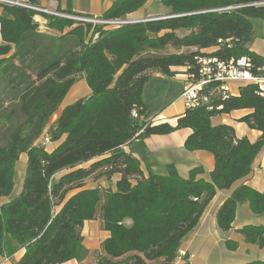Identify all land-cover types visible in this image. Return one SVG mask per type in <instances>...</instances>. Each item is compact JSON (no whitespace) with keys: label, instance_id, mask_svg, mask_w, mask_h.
Instances as JSON below:
<instances>
[{"label":"trees","instance_id":"obj_1","mask_svg":"<svg viewBox=\"0 0 264 264\" xmlns=\"http://www.w3.org/2000/svg\"><path fill=\"white\" fill-rule=\"evenodd\" d=\"M23 1L37 5L39 0ZM147 1L115 0L100 17L126 19ZM263 1L160 0L168 11L164 16L108 29L45 16L47 28L58 36L38 32L34 12L0 5V199L11 195L15 164L26 155L20 192L0 203V255L24 250L16 264H172L180 241L216 192L250 174L264 146V96L253 85L239 86L237 95L214 102L220 111L202 105L185 110L175 126L149 123L137 142L140 124L131 111L146 118L141 94L151 74L171 77L177 67L196 74V57L247 56L255 66L264 65V57L249 49L254 22L264 24V5L254 4ZM220 39L230 41L219 44ZM78 76L90 95L65 106L47 128ZM237 110L250 111L239 121L261 132L256 142L237 139L230 126L211 125L213 116ZM180 129L191 131L183 149L213 156L209 181L196 179L200 167L181 179L172 165L165 176L143 178L139 161L122 150ZM43 134L58 143L49 152L38 142ZM115 174L114 191L83 188L90 178ZM244 202L252 214L264 215V192L239 186L216 212L220 231L231 229ZM95 220L109 237L90 252L81 229ZM236 233L244 243L264 248V227L244 226ZM226 248L234 251L237 243L226 242Z\"/></svg>","mask_w":264,"mask_h":264},{"label":"crops","instance_id":"obj_2","mask_svg":"<svg viewBox=\"0 0 264 264\" xmlns=\"http://www.w3.org/2000/svg\"><path fill=\"white\" fill-rule=\"evenodd\" d=\"M114 1L115 0H39L37 6L44 7L52 12L59 11L100 17ZM159 1L160 0H148L143 7L127 16L126 19L139 20L149 18L155 14V10L161 11V9H163V7L159 5ZM84 2L86 3L84 4ZM163 10L165 11L166 9L164 8ZM1 13L2 9L0 7V15ZM37 19L39 21V24L37 23L38 32L53 36L59 35L56 31L47 28V20L45 17H37ZM0 44H2L1 35ZM171 71L174 72V75L171 77L151 74L143 87L141 95L143 105L146 109L145 116L148 119H154L153 125L168 123L171 126H175L177 118L185 111L180 95L187 82L186 69L177 67L171 68ZM78 78L79 81H76L72 87L69 88L61 105L50 117L47 128L54 124L61 113L60 111H62L65 106L90 95V90L86 87L84 78L82 76H78L77 79ZM153 81H158V83H164L166 85L173 83L178 86H176V90L170 95H168L167 92H163L164 94H162L161 89L156 88L152 95L153 98L149 100L147 91ZM76 83L80 84V92L74 90V85ZM229 89L231 92L230 94L237 95L239 85L230 83ZM163 95H165V98H163ZM249 113L250 111L248 110H237L228 114L216 115L210 119V123L212 126H230L234 129L237 139L246 138L250 143H254L260 138L261 132L252 130L245 123L239 121L240 118ZM190 132L189 129H180L169 133V135L149 136L143 140L142 145L134 143L123 146L122 150L130 153L139 161L143 178L147 177L149 173L157 176H165L167 175V166L172 165L181 179H187L190 170L200 167L203 172L197 175L196 179L209 181V174L214 167L213 156L205 151L189 152L183 149L184 141ZM38 142L41 144L43 143L48 152L58 145V143L46 141L44 134L39 138ZM24 155L25 154L20 155L19 159ZM91 162L78 167H86ZM103 179L107 178L101 177V179L98 178L93 180L99 185L86 186L84 189L98 187L114 191L119 175H112L108 178L109 180L107 179V182H103ZM22 180L23 177L19 178L20 183ZM105 182L106 185L103 184ZM242 185L255 189L258 192H264V146L255 159H253L250 174L235 182L230 188L218 190L207 205L197 225L180 241L177 252L183 254L189 264H247L264 260V248L244 243L241 237L236 233V230L244 226L264 227V215L252 214L247 202L237 206L229 231H220L216 224L215 216L218 208L229 198L234 189ZM20 190L21 188L16 193L12 191L11 195L7 198H1L0 203L8 202L13 199L18 195ZM99 222L98 220L85 221L81 229L83 245L90 252L98 250L102 241L109 237L108 232L100 229ZM125 223L126 225H130V221L128 220ZM226 242H236V250H228L226 248ZM23 253L24 250H20L10 257L0 255V264H16ZM62 264H77V262L75 260H70Z\"/></svg>","mask_w":264,"mask_h":264},{"label":"built area","instance_id":"obj_3","mask_svg":"<svg viewBox=\"0 0 264 264\" xmlns=\"http://www.w3.org/2000/svg\"><path fill=\"white\" fill-rule=\"evenodd\" d=\"M0 5H12L26 8L35 13L33 19L39 24L37 17H54L58 19L69 20L76 24L92 25L108 28L109 25L124 24L127 22L146 21L145 19L129 20V19H103L101 17L87 16L82 14H73L59 11H51L37 5H30L23 0H0ZM254 5H264V1ZM234 8V7H233ZM233 8H225L229 10ZM96 37V35H95ZM230 39L218 41V43H228ZM196 74L187 75V82L183 87L180 99L183 102L185 110H192L194 102L207 100L208 111H220L221 106H214L217 100H225L230 95L229 84L234 83L239 86L253 85L257 94L264 96V65L255 66L251 58L242 56L237 59L221 61L215 57H196L195 64ZM131 118L140 124V130L134 136L141 135L145 127L154 119L143 118L134 108L131 111ZM137 142L136 138L134 139ZM184 255L177 252V256L172 264H189L183 259Z\"/></svg>","mask_w":264,"mask_h":264},{"label":"rangeland","instance_id":"obj_4","mask_svg":"<svg viewBox=\"0 0 264 264\" xmlns=\"http://www.w3.org/2000/svg\"><path fill=\"white\" fill-rule=\"evenodd\" d=\"M85 3L86 2H84V4ZM167 12H168L167 10L164 11L163 9H161V11L155 10V14L150 16L149 18H159V17L167 14ZM149 18H147L146 20H148ZM113 27H115V26H109L108 28H113ZM108 28H105V29H108ZM253 35H254L253 41L249 45V49L251 51H253L254 53L264 57V24H262L261 22L255 21L254 22V34ZM183 50L185 51V49H183ZM188 51H191V50H188ZM165 52H174V50L167 49ZM76 81H79V78L76 79ZM176 86H178V85H175L173 83L166 85L164 83H158V81L157 82L153 81L151 83L150 87L148 88V91H147L148 99L150 100V98H153L152 95H153L154 91L156 90V88L161 89L162 94H164L163 92H167V94L170 95L171 93L174 92V90H176V88H177ZM74 90L80 92V84L79 83H76L74 85ZM163 98H165V95H163ZM3 105L6 106L7 103L6 104L4 103ZM2 123H3V120L0 118V126L2 125ZM25 165H26V156L24 155L19 159L18 163L15 166V176H14L15 177V179H14L15 184H14V189H13V192H15V193L21 188L22 183L19 182V178L23 177V175H24ZM102 177L107 178L105 176H102ZM107 179H103V182L104 181L107 182L109 180V179L108 180ZM106 182L103 184L106 185ZM95 185L98 186L99 184L94 182L93 178L88 179L84 183V187L95 186Z\"/></svg>","mask_w":264,"mask_h":264},{"label":"bare ground","instance_id":"obj_5","mask_svg":"<svg viewBox=\"0 0 264 264\" xmlns=\"http://www.w3.org/2000/svg\"><path fill=\"white\" fill-rule=\"evenodd\" d=\"M136 22H144V21H136ZM127 23H135V22H127ZM119 25H122V24L109 25V26H119ZM202 105H207V100H200L198 102H194L193 108L199 107V106H202Z\"/></svg>","mask_w":264,"mask_h":264},{"label":"water","instance_id":"obj_6","mask_svg":"<svg viewBox=\"0 0 264 264\" xmlns=\"http://www.w3.org/2000/svg\"><path fill=\"white\" fill-rule=\"evenodd\" d=\"M160 19H163V18H160Z\"/></svg>","mask_w":264,"mask_h":264}]
</instances>
